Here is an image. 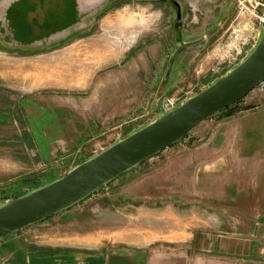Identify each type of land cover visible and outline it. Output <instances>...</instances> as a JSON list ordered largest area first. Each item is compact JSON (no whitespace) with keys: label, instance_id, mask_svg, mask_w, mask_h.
<instances>
[{"label":"rangeland","instance_id":"obj_1","mask_svg":"<svg viewBox=\"0 0 264 264\" xmlns=\"http://www.w3.org/2000/svg\"><path fill=\"white\" fill-rule=\"evenodd\" d=\"M23 1L0 0V205L155 120L167 98L178 106L202 91L246 58L264 21V0H177L179 10L170 0H85L39 51L44 44H25L21 30L43 27V17L10 19ZM245 109L239 101L210 118ZM217 121L207 118L77 203L0 237V264H264L262 191L237 179L221 199L213 190L183 195L181 154Z\"/></svg>","mask_w":264,"mask_h":264},{"label":"water","instance_id":"obj_2","mask_svg":"<svg viewBox=\"0 0 264 264\" xmlns=\"http://www.w3.org/2000/svg\"><path fill=\"white\" fill-rule=\"evenodd\" d=\"M261 25V36L246 58L202 91L74 166L63 176L1 204L0 237L77 203L101 185L169 147L264 82V21Z\"/></svg>","mask_w":264,"mask_h":264},{"label":"crops","instance_id":"obj_3","mask_svg":"<svg viewBox=\"0 0 264 264\" xmlns=\"http://www.w3.org/2000/svg\"><path fill=\"white\" fill-rule=\"evenodd\" d=\"M70 1L74 5L62 4V0H24L22 6L17 5L15 8L17 14L12 13L10 18L12 20L23 18L25 21L28 17L30 21H33L35 20L33 16L35 12L41 18L43 17V27L28 28L30 32L24 28L21 30L26 41H24L25 44L34 45L39 42L44 44L39 49L40 51L47 46V43H50V37L57 34L55 31L62 25L70 24L71 20L73 24L82 9L85 10L84 5L81 6L85 0ZM172 6L175 9L173 4ZM27 14L29 15L27 16ZM17 15L19 16L17 17ZM178 20L175 23L177 32L174 34V39L179 38L180 35ZM179 47L180 44L175 47L174 52ZM103 50V58H106L109 53H107V49ZM163 50H168V47L166 46ZM182 50L183 48H179L176 54L178 55ZM204 57L205 55L201 59ZM45 76L48 77V75ZM240 102L247 109L227 118H209V120L221 121H217L213 125L205 139L203 137L200 146L185 150L181 154L180 183L183 195L201 194V192H195L197 190H204V192L213 190L208 195L221 199L222 192L219 190L228 191L229 189L231 195L232 189L238 187L237 179L242 180L245 189L253 186L258 189V193L262 191L264 194V93L253 89ZM191 133L192 131L188 134ZM194 136L196 135L194 134ZM258 170L261 171V176L255 177V173L259 172ZM253 183L256 184L253 185ZM227 194L229 196L228 192ZM260 233L262 236L264 235V231H260ZM214 241L217 243V249L222 248L223 241L221 239L215 238ZM226 245L230 247L232 243L228 242ZM190 264H238V262L236 258L221 260L207 257L204 260H200V258L199 260H192ZM247 264L261 263L251 260Z\"/></svg>","mask_w":264,"mask_h":264},{"label":"built area","instance_id":"obj_4","mask_svg":"<svg viewBox=\"0 0 264 264\" xmlns=\"http://www.w3.org/2000/svg\"><path fill=\"white\" fill-rule=\"evenodd\" d=\"M263 85H264V82L260 83L258 86L260 87V86H263ZM177 101H178V99H175L173 97L167 98L164 101V103L162 104V109L164 110V112H168V111L174 109L177 106Z\"/></svg>","mask_w":264,"mask_h":264},{"label":"flooded vegetation","instance_id":"obj_5","mask_svg":"<svg viewBox=\"0 0 264 264\" xmlns=\"http://www.w3.org/2000/svg\"><path fill=\"white\" fill-rule=\"evenodd\" d=\"M170 2L174 5L175 9L179 10V5H178V2L177 0H170ZM10 14V12H8ZM8 16V15H7ZM11 19V18H10ZM177 20V19H176ZM179 22V21H178Z\"/></svg>","mask_w":264,"mask_h":264},{"label":"trees","instance_id":"obj_6","mask_svg":"<svg viewBox=\"0 0 264 264\" xmlns=\"http://www.w3.org/2000/svg\"><path fill=\"white\" fill-rule=\"evenodd\" d=\"M239 101H241V99H240ZM239 101H237V102H239ZM237 102H236V103H237ZM229 107H230V106H228V107L224 108V110H225V109H227V108H229ZM184 136H185V135H184ZM174 143H175V142H174ZM174 143H173V144H174ZM173 144H172V145H173ZM172 145H171V146H172ZM83 161H84V160H83ZM81 162H82V161H81ZM125 172H126V171H125ZM125 172H124V173H125ZM25 193H26V192H24V193H21V194H19L18 196H20V195H23V194H25ZM90 194H91V193H90Z\"/></svg>","mask_w":264,"mask_h":264}]
</instances>
